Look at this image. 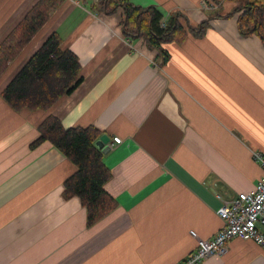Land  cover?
Instances as JSON below:
<instances>
[{
	"label": "crops",
	"instance_id": "0c3cea01",
	"mask_svg": "<svg viewBox=\"0 0 264 264\" xmlns=\"http://www.w3.org/2000/svg\"><path fill=\"white\" fill-rule=\"evenodd\" d=\"M40 0H0V45ZM193 27L232 2L129 0ZM264 4V0H257ZM58 33L83 81L50 111H15L2 97L12 79ZM169 61L123 34V13L65 0L0 77V264H179L222 229L221 199L256 189L264 175V45L237 18H215L202 37L168 43ZM54 115L65 128L94 127L122 139L104 157L116 209L92 227L64 183L77 167L53 144L33 149ZM192 233L197 236L194 237ZM201 264H264V249L234 238Z\"/></svg>",
	"mask_w": 264,
	"mask_h": 264
},
{
	"label": "trees",
	"instance_id": "16d2710c",
	"mask_svg": "<svg viewBox=\"0 0 264 264\" xmlns=\"http://www.w3.org/2000/svg\"><path fill=\"white\" fill-rule=\"evenodd\" d=\"M65 0H40L0 45V77L49 21L51 13ZM87 1V0H86ZM94 2V0H92ZM232 2L234 7L223 17L237 18L242 37H258L264 45V4L257 0H211L212 6ZM106 14L123 13V34L127 39H142L151 50L158 51L162 65L170 59L164 48L168 43H183L189 34L202 37L215 19L193 27L181 13L169 17L155 7H141L129 0H99ZM165 22V27L162 22ZM78 57L64 49L63 39L53 33L27 64L12 79L2 97L15 111H50L81 84ZM39 138L33 149L50 142L76 167L77 172L64 183V198H79L87 210V224L92 227L117 207L115 199L105 189L112 173L104 164L105 154L97 147L101 132L94 127L65 128L54 115L39 126Z\"/></svg>",
	"mask_w": 264,
	"mask_h": 264
},
{
	"label": "built area",
	"instance_id": "2783aa9c",
	"mask_svg": "<svg viewBox=\"0 0 264 264\" xmlns=\"http://www.w3.org/2000/svg\"><path fill=\"white\" fill-rule=\"evenodd\" d=\"M99 3V0H94ZM207 8L212 7L209 3ZM165 27V22H162ZM122 143V139L114 137L108 144L110 149ZM255 160L264 170V154L254 153ZM217 214L223 221L222 229L211 240L197 238L198 248L179 264H201L211 257H223L228 252L229 242L234 238L244 241H254L264 249V175L256 189L242 193L232 200L221 199Z\"/></svg>",
	"mask_w": 264,
	"mask_h": 264
},
{
	"label": "water",
	"instance_id": "95a60500",
	"mask_svg": "<svg viewBox=\"0 0 264 264\" xmlns=\"http://www.w3.org/2000/svg\"><path fill=\"white\" fill-rule=\"evenodd\" d=\"M111 142V138L108 135H103L101 138L97 141V147L104 153L107 154L111 151L108 144Z\"/></svg>",
	"mask_w": 264,
	"mask_h": 264
}]
</instances>
